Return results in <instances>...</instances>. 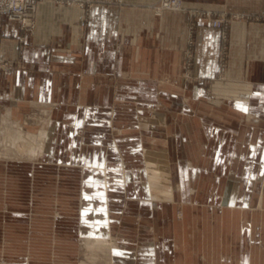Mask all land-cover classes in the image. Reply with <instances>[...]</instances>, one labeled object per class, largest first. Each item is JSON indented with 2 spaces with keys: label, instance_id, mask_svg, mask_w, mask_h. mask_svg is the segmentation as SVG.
<instances>
[{
  "label": "rangeland",
  "instance_id": "374dc122",
  "mask_svg": "<svg viewBox=\"0 0 264 264\" xmlns=\"http://www.w3.org/2000/svg\"><path fill=\"white\" fill-rule=\"evenodd\" d=\"M224 52V68L219 63L217 78H222L226 66ZM6 60L13 62V68L0 71V77L25 68L22 58ZM185 64L183 81H196L192 61L189 68ZM75 72L70 86L63 77L64 99L51 94L52 100L45 102L0 108V117L6 119L0 125V264H202L203 248L208 264H264V213L249 212L257 199L255 192L237 197V189L247 184L243 178L250 175L242 173L244 164H233L235 142L219 143L214 134L202 131L205 111L224 102L212 99L207 86L204 99L197 101L139 102L132 99L137 96L134 86L130 98L122 100L118 99L124 90L120 76L109 75L107 83L98 85L111 89L112 100L99 105L111 113L109 123L86 125L79 122V94L69 91L79 87ZM85 88L83 96L96 95L89 86ZM164 90L169 93L170 86ZM146 96H152L148 90ZM82 103L96 106L95 99ZM7 108L12 109L11 115ZM56 111L58 116L52 114ZM52 121L64 141L52 142L48 148L46 143L40 154L18 156L11 146L17 135L14 124L29 136L48 132V138L54 135ZM192 121L193 131L187 128ZM145 152L166 156L172 196L161 188L151 190ZM197 208L204 213L196 212ZM220 208L244 210L214 214L213 228L197 225V217L209 214L206 209ZM240 218L246 223L238 229L235 223ZM232 228L241 231L240 261L233 260L237 251L236 237L229 241ZM250 235L256 250L252 260ZM96 240L105 247L95 248L91 243ZM184 242L187 261L176 256ZM220 243L222 247L225 243L224 256ZM172 256L174 261L169 262Z\"/></svg>",
  "mask_w": 264,
  "mask_h": 264
},
{
  "label": "crops",
  "instance_id": "0c3cea01",
  "mask_svg": "<svg viewBox=\"0 0 264 264\" xmlns=\"http://www.w3.org/2000/svg\"><path fill=\"white\" fill-rule=\"evenodd\" d=\"M158 1L123 0L121 5H95L85 11L67 5L63 0H43L37 5L34 28L26 37L20 54L14 38L18 34V26L5 24L0 41L1 54L5 59L22 58L25 68L11 76L0 77V108L8 105L15 109L29 102H45L52 100L51 94H55L58 100L64 99L63 86L66 82L69 86L72 83L73 70L76 71L79 87L77 91H69L79 94V122L91 126L109 123L111 113L99 105L112 100L111 89L98 87L107 83L109 75H119L121 78L120 84L124 90L118 99L128 100L130 86H134L136 93L133 94L137 96L132 99L139 102L203 100L207 86L210 97L224 102V105L207 109V114L202 115L203 134H214L219 143L227 139L235 142L233 164H244L246 168L242 169V173L250 175L243 178L247 184L237 189V197L251 196L255 192L257 199H254L249 212L257 214L259 211L263 214L264 0H182L183 10L164 11L157 15L152 6ZM191 10L225 13L229 24L223 41L221 32L210 28L206 18L199 19L192 34L191 47L192 76L196 81L184 82L182 73L185 52L189 48ZM222 49L226 51V66L222 78H217ZM61 77L62 82H59ZM171 80H176V85H172ZM83 86H89L90 92L95 91L96 95L83 96L86 92ZM169 86L167 93L164 88ZM147 90L152 96H146ZM87 98L95 99V108L82 103ZM6 110L10 115L13 113L11 108ZM52 114L58 116L59 111ZM1 120L6 122L4 117H0ZM52 123L54 135L49 134L47 148L52 142L56 145L64 141L57 122ZM14 125L16 128V123ZM189 127L191 131L194 130L193 121ZM4 131L11 130L5 128ZM206 210L208 215L197 217V225L202 229L213 228L214 214L225 211L240 214L244 209ZM199 211L204 213L202 208H197L196 212ZM245 223L240 218L235 227L242 228ZM249 224L252 229V220ZM232 236L236 237L233 247L237 251L233 260L240 261L241 231L233 229L229 241ZM250 238L248 253L252 260L255 259L253 255L256 250L252 235ZM209 239L207 250L211 256L213 242ZM224 244L222 247L220 243L223 256ZM205 250L202 249L200 257L202 264L210 261L205 257ZM177 254L179 259L187 261L189 252L185 242ZM177 257L175 261L179 260ZM221 258L226 261L224 257ZM168 259L169 262L174 261L173 256Z\"/></svg>",
  "mask_w": 264,
  "mask_h": 264
},
{
  "label": "built area",
  "instance_id": "2783aa9c",
  "mask_svg": "<svg viewBox=\"0 0 264 264\" xmlns=\"http://www.w3.org/2000/svg\"><path fill=\"white\" fill-rule=\"evenodd\" d=\"M43 0H0V41L2 29L5 24H17L18 34L14 37L19 45L20 54L25 44V39L31 34L34 23L36 8L39 2ZM67 5L77 6L85 11H89L95 5H121L123 0H63ZM154 13L160 15L164 11H181L182 0H159L152 6ZM191 22L189 24L188 50L185 52V66H191L193 46V32L199 19L206 18L210 28L221 32L223 41L226 39V30L229 24V18L225 13L213 14L212 12L191 10L189 11ZM222 49L220 63L221 69L224 68V54ZM13 68V62L3 58L0 51V71H9Z\"/></svg>",
  "mask_w": 264,
  "mask_h": 264
},
{
  "label": "bare ground",
  "instance_id": "6f19581e",
  "mask_svg": "<svg viewBox=\"0 0 264 264\" xmlns=\"http://www.w3.org/2000/svg\"><path fill=\"white\" fill-rule=\"evenodd\" d=\"M2 124H3V120L0 121V125ZM15 129H16L17 135L14 138L12 137L14 143L11 146L13 147V149L17 150L16 153L18 156L20 157L28 156L29 157L34 154H40L44 150L46 142H47L46 138L48 136V132L46 133L45 131H43L37 135L29 136L28 134H24L17 125ZM143 157H144L143 160H144V164L146 168L145 173L149 181L148 184L151 190L154 191V190H157V188H161L162 192L165 190L164 193H167L169 194V196H172L173 195L172 189L169 188L170 186H168L170 177L165 171L167 161H166V156L164 155V153L163 152L161 154L159 153V155L156 156L155 154L145 152ZM91 244H93L95 248L105 247L103 245V241H100V240H96L95 242ZM88 248H89L90 253L91 252L93 253L92 251L93 249H90L89 245H88Z\"/></svg>",
  "mask_w": 264,
  "mask_h": 264
}]
</instances>
